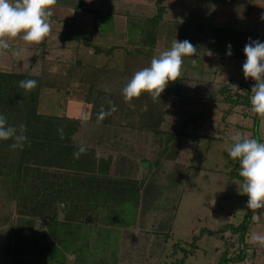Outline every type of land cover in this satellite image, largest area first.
I'll return each mask as SVG.
<instances>
[{"label": "rangeland", "instance_id": "1", "mask_svg": "<svg viewBox=\"0 0 264 264\" xmlns=\"http://www.w3.org/2000/svg\"><path fill=\"white\" fill-rule=\"evenodd\" d=\"M110 1L112 2L108 4L105 2L110 5L108 7L118 9L122 15L125 11L126 13L123 19L115 22L112 12L102 11L97 14L95 24L104 27L105 31H110L111 34L115 33L110 35L109 40L107 33L89 29L84 31L86 40L76 41L75 34H67L69 30H73L70 15L64 16L62 24L51 19V32L55 28L53 26H58L62 32H50L43 44H25L19 37L10 40L12 49L24 48L27 51L20 57L13 56L11 51L0 52V70L38 75L43 69L50 68V74L53 75L49 78L51 82L40 91L38 112L80 119V130L74 136L76 144L114 152L113 175L130 179L143 176L146 186L150 184L152 187L148 194L142 197L134 225L120 229L116 264H220L224 252H227L229 259L238 254V248L236 235H232L230 231L219 233L217 230L228 222H241L242 214L247 209V197L238 190L242 181L228 176L232 167L227 151L232 138L229 122H240L243 128L239 133L252 138V117L255 113L251 111V106L243 108L236 104L235 111L225 114L229 105L223 101L225 96L222 93L223 88H227V96L229 92L243 94V85L238 84V80L244 77V61L234 64L226 57L217 61L214 54L203 53L184 57L182 71L185 70L186 74L183 75L188 80L180 86L183 93L176 92L168 98L164 107V121L160 126L161 129L171 132L175 141L169 145L166 158L148 171L146 167L149 164L143 162V158L153 161L161 151V142L153 138L154 135L150 132L122 125L128 104L122 95V89L136 71L149 66L154 55L170 47L166 41V44L161 45L163 48L159 47L152 53L151 50L148 51L147 46L143 48L140 45L143 50L138 52L137 43L134 46L130 41H135L136 29L140 22L129 26L127 31L123 30L118 34L114 32L116 26L125 27L124 21L130 15L135 18V15H151V12L154 14L155 0H124L120 5L118 0ZM262 1L261 3V0H258V4L253 0H165L164 3L174 10V19L184 14L181 7H187L190 17L184 18L189 21L229 28V12L237 14L253 8L250 10L252 15H255L253 11L257 10L260 15H264V0ZM102 4L103 2L94 3L93 6L98 8ZM54 8L56 7H53L52 12ZM193 11L195 14H192ZM55 36L58 39L54 43L51 40ZM170 36L172 35H167L168 38ZM83 42L87 44V49H84ZM96 48L99 49L98 53ZM86 50H90L91 55ZM199 73L203 77L202 83L197 79L198 76L190 79L189 75ZM92 85L95 92L91 93L88 90ZM194 89L204 96L195 95ZM96 91H101L99 95L103 103L107 102L106 112L110 111L113 104L116 107V111L102 119L108 123H102L107 125L105 127L97 125L101 124L98 122L101 120L98 114L91 115V105L95 102V97L99 96ZM208 106L210 110L207 116L204 112ZM194 116V122H186ZM94 121L96 123H93ZM183 125L184 132L178 133ZM256 130L261 142H264V118L258 120ZM180 140L182 142H179ZM136 145L146 156L138 161L125 155L130 148L131 153H134ZM196 217L201 220L200 223L196 221ZM173 221L177 226L172 231L174 235L164 236L165 228H158V225ZM210 222V234L198 236L193 254L181 262L184 254L180 248H194L186 244L193 238L191 231L194 230L193 235H198L201 227ZM186 231H190L188 238L182 233ZM254 234L264 235V209H257L251 217L246 239L250 245L246 249V260L235 263L228 261V264H264V245L252 241ZM177 241H180V244L175 248L174 243Z\"/></svg>", "mask_w": 264, "mask_h": 264}, {"label": "trees", "instance_id": "2", "mask_svg": "<svg viewBox=\"0 0 264 264\" xmlns=\"http://www.w3.org/2000/svg\"><path fill=\"white\" fill-rule=\"evenodd\" d=\"M164 1L155 0L154 14L135 15V18L130 15L125 20L126 31L129 26L140 22L135 41H130L134 46L137 43L138 52H142L145 46L148 51L155 47L159 26L166 12ZM96 18L95 13V29L100 26L95 24ZM174 28L178 30L175 39L190 41L197 49V56L202 53L214 54L217 61L225 57L234 59L237 53L245 57L244 52H237L232 44H239L240 39L246 41L251 37V34L233 28L208 24L182 22ZM74 38L77 41L86 40L87 35L76 32ZM229 44L230 56L227 55ZM98 50L96 48L97 53ZM51 71L48 68L38 75H30L27 72L0 70V113L7 116L11 125H26L28 137L23 150L12 149L10 140L0 141V264H116L120 229L134 225L142 197L152 187L150 184L146 186L143 176L130 179L113 175L114 152L76 144L74 136L80 130V119L38 112L40 91L51 82ZM26 79L36 80L37 87L31 91L20 88L19 81ZM185 80H188L186 76L181 75L177 81L169 83L160 98L154 100L143 93L127 104L122 125L150 132L153 138L161 142V151L153 161L143 158V162L149 164L146 167L148 171L166 158L169 145L174 144V135L160 126L164 121V107L168 98L176 92L183 93L180 86ZM243 89L245 94L229 92L227 96V88H223V101L229 105L225 114L235 111L236 104L243 108L251 106L250 83L245 82ZM88 91L95 92V87L90 86ZM95 99L91 105V115L99 114L101 110L106 112L107 102L103 103L100 95ZM209 110L210 106L202 113L208 116ZM195 118L191 117L186 122L192 123ZM253 118L252 138L261 141L256 130L261 117L254 114ZM98 122L108 124L106 120ZM235 125L243 128L241 124ZM60 129H63V139ZM183 130L184 125L178 133H183ZM81 146L87 151L76 158L74 153ZM229 163L232 164L228 171L229 178L241 181L239 162L229 157ZM255 211L247 208L241 222H228L217 230L219 233L230 231L236 235L238 248V254L229 259L227 252H224L220 264L246 260V249L250 246L246 242L248 227ZM162 227L166 230L170 225L160 223L158 228ZM163 233L170 237L167 232ZM197 238L194 236L191 242H186L194 247L192 250L180 248L184 254L181 262L193 254ZM179 244L180 241H177L174 247Z\"/></svg>", "mask_w": 264, "mask_h": 264}, {"label": "clouds", "instance_id": "3", "mask_svg": "<svg viewBox=\"0 0 264 264\" xmlns=\"http://www.w3.org/2000/svg\"><path fill=\"white\" fill-rule=\"evenodd\" d=\"M115 2V0H114ZM57 0H0V52L11 51L16 57L24 55L27 49H12L10 40L20 38L25 44H40L51 32L52 9ZM264 20V15L261 17ZM227 55H231V45L227 46ZM246 57L242 66L244 78L255 81L251 88V111L264 118V42L249 39L244 47ZM197 52L196 47L188 40H173L170 48L154 55L150 65L136 71L122 89L127 102L147 93L154 100L160 98L169 83L175 82L182 74L184 57ZM19 87L27 91L37 87V81L26 79L19 81ZM111 103V102H109ZM116 111L113 104L110 111L101 110L99 119H104ZM87 117H85V120ZM26 125L9 124L7 116L0 113V141H12V149L23 150L28 141ZM63 139V129L59 130ZM83 146L74 153L76 158L85 154ZM231 159L239 162L241 184L239 193L247 197L248 209H264V142L237 133L232 136L227 149ZM254 243L264 245V235L254 234Z\"/></svg>", "mask_w": 264, "mask_h": 264}, {"label": "crops", "instance_id": "4", "mask_svg": "<svg viewBox=\"0 0 264 264\" xmlns=\"http://www.w3.org/2000/svg\"><path fill=\"white\" fill-rule=\"evenodd\" d=\"M116 1L117 0H115V2ZM128 1H130V0H128ZM229 1H231V0H229ZM253 1H256L258 3V0H253ZM99 2L100 3L103 2L102 6H100L98 8L93 6L94 3H99ZM105 2L108 4V3L112 2V1H110V0H57V4L55 5L56 8H54L53 15H52L51 19L54 22H58V23L62 24L64 19H65L64 16L70 15V18H69L71 20V24L70 25H71L73 30H69V33L67 32V34H71V35L75 34L77 30H78L77 33H79V32H83L84 33V31H87L89 29H94V31H98V32H101V33H104V34L107 33L109 35V38H108V40H109L110 39V35H114L115 33L111 34L110 31H108V32L105 31L104 27H101V26H98L95 29L94 28V14L95 13L96 14H101L102 11H107V13H111L112 12L113 13L112 14V18H114V22H115V20L116 21L117 20L120 21V19H123L124 17H123L122 14L119 13L118 9H116V8L115 9H111V7H108L110 5H107ZM117 2H119V5H120V4H122L124 2V0H118ZM131 2H129V3H131ZM262 2L263 1L261 0V3ZM154 4H155V1H154ZM165 6H166V12L164 14L163 21L160 23L158 34H157V42H156L155 47L151 50L152 53L155 52L156 49L161 47V45L166 44V41H167L168 46L169 47L171 46V44H170L171 40H175V37L178 34L177 30L174 28L176 26V24H181L182 22H190V23H193V24H202V23L195 22L193 20L189 21L187 19V18L190 17V14H188L190 11H189V9L187 7H181V11L184 14H181L180 17L174 19V18H172V13L174 12V10L171 9L168 4H165ZM251 9H253V8H251ZM110 10H112V11H110ZM250 10L249 11H241V12H239L237 14L235 12H231V13L229 12V28H233L236 31L239 30V31L251 34V37H250L251 40H259L261 42H264V20L261 19L262 15L259 14L258 10L256 12L253 11L255 15H252ZM195 11H193L192 14H195ZM151 14H153V12H151ZM184 16L187 17V18H184ZM253 17H254V19H253ZM240 21H241V23H240ZM124 23H125V21H124ZM203 24H210V23H203ZM53 27H55V28L52 29L51 33L55 32L56 34H59V33L62 32V31L59 30L58 26H53ZM62 28H63V26H62ZM75 29H76V31H75ZM123 30H124V27H122V26L114 27V32H117V34H118V32H123ZM175 30H176V32H175ZM65 33L66 32H63V34H65ZM168 34H170L172 36H170L168 38L167 37ZM160 37H162V38H160ZM57 39L58 38L55 36L51 41H53L55 43V42H57ZM249 39L246 40V41H242L240 39L239 40V44H234V45L232 44V48L234 50H236L237 52H240L241 50H242V52H244L243 51L244 47L248 43ZM83 44H84V49H87V47H86L87 44L84 43V42H83ZM161 48H163V47H161ZM86 51H87V53L89 55H91L90 50H86ZM108 51H109V49H108ZM108 51L105 50L106 53H110ZM241 57L242 56H239V53H237V56L234 59H231V60L229 59V62L232 61V63H234V64H236L237 62H240L241 60H242L241 62H243V61L245 62L246 57H243V58H241ZM184 72H185V70L183 69L181 75H183ZM196 76H198L197 79H199V82H201V80H202L201 78H203L201 73L195 74V75H191V76L189 75L190 78H194ZM245 82L250 83L251 88L255 84V81L250 82L249 79L246 80L244 77H241L238 80V84H241V85H243ZM197 91L198 90L194 89L193 93L195 95H198V94L201 95L200 97L204 96L203 94H200ZM243 94H245V91L243 92ZM197 100L199 102V99H197ZM91 122H89V123H91ZM93 123H96V121H94ZM235 124H241V123L238 122V121H235L234 123L233 122H229V130L230 129L233 130V131L231 130V132H230V134L232 136L236 135V133H239V131L241 130V128L238 127V125H235ZM253 124H254V118H253ZM97 125H101L102 127L107 126V125H104L102 123L101 124L97 123ZM232 132H233V134H232ZM135 147H136V150H135L134 153H131L132 149L130 148L129 149L130 151L125 153V155L128 156L129 158L130 157H134L133 159L135 161H138L140 158L146 157V156H144L145 152L143 150L139 149L138 145H136ZM196 221L198 223L201 222V220H199L198 217H196ZM167 224H169L170 227L169 228L166 227V230H164L163 232H167L168 234L171 233L170 234L171 236L174 235V234H172L173 233L172 231L175 228H177L175 222L173 221V222H170V223H167ZM209 225L212 226V223L210 222L207 225H204L203 227H201L200 233L198 235L197 234L193 235L194 230L191 231L192 232L191 236L192 237H194V236H199L200 237L202 234H205V233L210 234V230L208 229ZM205 227H207V228H205ZM195 231H196V229H195ZM188 232H190V231H186V233L182 232L183 236H186V238H188Z\"/></svg>", "mask_w": 264, "mask_h": 264}, {"label": "built area", "instance_id": "5", "mask_svg": "<svg viewBox=\"0 0 264 264\" xmlns=\"http://www.w3.org/2000/svg\"><path fill=\"white\" fill-rule=\"evenodd\" d=\"M250 82H252L253 80L249 79Z\"/></svg>", "mask_w": 264, "mask_h": 264}]
</instances>
